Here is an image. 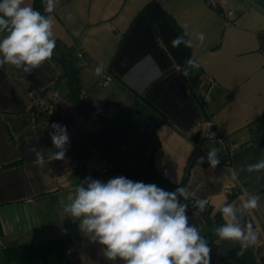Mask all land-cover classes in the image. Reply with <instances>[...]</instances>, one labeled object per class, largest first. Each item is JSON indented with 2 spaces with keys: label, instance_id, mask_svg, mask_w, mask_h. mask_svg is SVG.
<instances>
[{
  "label": "crops",
  "instance_id": "1",
  "mask_svg": "<svg viewBox=\"0 0 264 264\" xmlns=\"http://www.w3.org/2000/svg\"><path fill=\"white\" fill-rule=\"evenodd\" d=\"M152 3L150 13L145 8ZM219 9L206 0H54L51 59L29 73L0 67V264H10L5 247L64 236L73 244L70 264H124L107 261L103 246L82 234L64 206L85 177L107 182L124 176L164 189L146 176L152 151L154 167L171 183H179L190 165L185 187L208 209L188 205L187 215L211 248L210 263L264 264V171H239L264 159V0H220ZM179 36L193 46H173ZM78 53L82 66L76 65ZM189 59L199 67H188ZM101 63L112 75L107 86L94 74ZM200 76L209 79L205 100L197 95ZM31 87H52L68 98L84 90L89 105L110 116L93 121L67 145L65 158L55 160L49 135L55 122L37 110ZM207 127L217 136L196 146L193 136ZM228 144L238 146L230 153ZM33 147L43 152V166ZM213 148L221 160L215 169L207 160ZM251 193L259 194V208L237 216L259 235L233 252L240 243L215 234L227 222L218 209L239 208Z\"/></svg>",
  "mask_w": 264,
  "mask_h": 264
},
{
  "label": "clouds",
  "instance_id": "2",
  "mask_svg": "<svg viewBox=\"0 0 264 264\" xmlns=\"http://www.w3.org/2000/svg\"><path fill=\"white\" fill-rule=\"evenodd\" d=\"M54 0H46L45 13L25 5V0H0V33L6 32L0 39V67L5 64L29 73L50 60L56 47L54 38ZM200 43L205 34L199 33ZM173 46L181 43L192 47L191 39L183 36L175 38ZM190 68L199 67L189 59ZM188 67L183 75H188ZM103 63L94 69L96 76L104 74ZM54 132L49 133L56 151L55 160H63L67 145L70 143L67 127L59 123L50 126ZM36 163L43 166L45 162L42 151L35 147ZM210 168L215 169L220 163L219 150L210 149L207 153ZM205 157H198L196 167L203 165ZM264 171V159L258 163L241 167L239 171ZM239 173H232V180H238ZM259 179V177H258ZM200 186H197V189ZM195 191L186 187H177L173 192L166 191L156 184L133 181L124 176H117L102 182L92 177H85L75 188V195L69 196L64 211L74 221L79 220L82 234L91 242L103 246V256L107 261L118 258L124 264H210L211 248L201 236L198 228L189 224L188 204L181 203L194 196ZM260 196L251 193L239 208L225 204L218 209L227 221L215 228L220 240L238 241L241 251L256 243L259 230H254L251 222L241 225L237 212H247L259 208ZM207 201L196 200L195 207L203 212Z\"/></svg>",
  "mask_w": 264,
  "mask_h": 264
},
{
  "label": "trees",
  "instance_id": "3",
  "mask_svg": "<svg viewBox=\"0 0 264 264\" xmlns=\"http://www.w3.org/2000/svg\"><path fill=\"white\" fill-rule=\"evenodd\" d=\"M45 7H46V0L33 1L34 9L40 11L41 14L48 15V13H45ZM153 7H156V4L152 3L148 5L145 9L148 12L153 13V11H151ZM77 95L75 98H77ZM75 98H71V99H75ZM79 108L80 111L92 122L105 121L109 118V117H104V115H102L104 109L101 110L93 109L88 102H80ZM201 138L202 137H201V129H200L192 138L196 146H198L199 139ZM189 167L190 165L187 167L182 177V180L179 183L177 184L171 183L166 179H164L154 167L153 151H152L147 160L146 176L152 181L154 180L158 181V183L166 191L173 192L177 189V187H185L189 175ZM178 199L181 200L183 203H187L188 205L198 209L197 207H195V202L197 199H195L194 197L190 196L187 201H185L183 197H178ZM206 209H208L207 205L205 210ZM220 214L221 213L218 212V216ZM1 232L2 229L0 225V234ZM72 247L73 244L71 239L68 236H64L50 240L5 247L3 248V252L10 264H70L69 250ZM240 248L241 246L237 247L236 249L233 250V252ZM223 264H232V263L229 260H225Z\"/></svg>",
  "mask_w": 264,
  "mask_h": 264
},
{
  "label": "built area",
  "instance_id": "4",
  "mask_svg": "<svg viewBox=\"0 0 264 264\" xmlns=\"http://www.w3.org/2000/svg\"><path fill=\"white\" fill-rule=\"evenodd\" d=\"M206 1L210 7L220 10V0ZM84 63L85 61L83 59V55L78 53L76 65L82 66ZM111 80L112 75L108 73L106 69L103 75L98 76V84L101 86L109 85ZM198 83L200 89L198 90L197 95L200 100H205L207 98L205 86L208 85L209 79L204 76H200ZM29 92L38 94L36 105L38 107L37 110L40 113L53 119L55 123H59L67 127L70 142L79 138L91 128L92 121L87 118L79 108L80 102H88V97L84 90H79L77 98L75 99L66 97L63 93L52 87H45L42 89H35L34 87H31ZM102 115H104V117H109L110 111L108 109H104ZM216 136V130L211 127L201 128V137L203 139L213 138ZM237 146V144H228V150L230 153H232ZM87 173H91V170L87 169ZM227 191L228 193H233L232 189H228Z\"/></svg>",
  "mask_w": 264,
  "mask_h": 264
}]
</instances>
